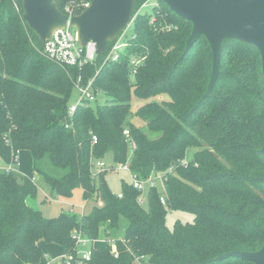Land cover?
Here are the masks:
<instances>
[{
    "label": "trees",
    "instance_id": "obj_1",
    "mask_svg": "<svg viewBox=\"0 0 264 264\" xmlns=\"http://www.w3.org/2000/svg\"><path fill=\"white\" fill-rule=\"evenodd\" d=\"M147 1H136L133 33L119 61L104 64L100 57L79 68L45 56L24 21L22 0H0V159L16 167L19 153L29 151L34 160L33 177L0 173V264H40L42 244L64 249L60 264L70 258L78 264L76 234L91 242L109 240L120 233L121 220L126 226L116 238L118 256L111 244L102 245L93 248L88 264H136L137 256L148 264H253L217 258L264 245L261 54L253 45L224 41L221 73L207 94L213 66L208 40L201 37L183 56L192 23L163 0L142 14ZM56 3L74 17L91 0ZM137 55L146 59L135 68L131 59ZM79 76L94 79L107 99L80 105L70 117ZM130 142L135 145L130 168L139 179L168 177L163 190L146 192L145 204L125 181L113 193L109 170L95 168L108 158L113 165L127 163ZM37 174L50 197L71 199L82 190L84 202L93 203L91 211L80 218L44 217L33 205ZM179 211L194 220L176 221L170 229L167 216Z\"/></svg>",
    "mask_w": 264,
    "mask_h": 264
},
{
    "label": "water",
    "instance_id": "obj_2",
    "mask_svg": "<svg viewBox=\"0 0 264 264\" xmlns=\"http://www.w3.org/2000/svg\"><path fill=\"white\" fill-rule=\"evenodd\" d=\"M137 0H91L81 15L71 19L70 27L77 31L78 43L85 47L96 44L100 58L110 42L129 26ZM178 16L191 22L193 29L187 40L185 56L193 45L205 37L212 50V76L207 94H211L220 76L221 48L224 41H240L253 45L261 54L264 75V0H163ZM24 21L39 37L42 45L56 31L68 25L56 0H22ZM264 156V149L260 151ZM264 182V178H260ZM264 237V233H263ZM236 257L253 264H264V245L256 252H230L217 258Z\"/></svg>",
    "mask_w": 264,
    "mask_h": 264
},
{
    "label": "built area",
    "instance_id": "obj_3",
    "mask_svg": "<svg viewBox=\"0 0 264 264\" xmlns=\"http://www.w3.org/2000/svg\"><path fill=\"white\" fill-rule=\"evenodd\" d=\"M152 1L154 0H148L146 3H144L143 6L141 7V10L150 6ZM90 5H91L90 3H87L85 5V8L88 9ZM134 19L135 17L132 18V21L129 24V26L117 37V39L114 42H110L108 44L105 53L101 56L104 57V64L119 61L121 54L129 46L130 35L128 34V29L130 26H132ZM43 53L49 60L62 67L66 66V67L83 68L85 65L89 63H94L98 59L96 44L90 42L85 47L80 46L78 43L77 31L70 26H66L63 29L56 31L53 38L47 41L45 45H43ZM145 59H146L145 56H138V55L134 56L131 59V64L132 66L137 68L145 61ZM74 87L75 90L79 92V99L77 104L70 105L69 107L70 117L74 115L78 106L97 103L98 96L101 93L99 89L94 87V79H91L88 82H84V79L81 76H79L76 80H74ZM125 135L129 139L130 133L128 130L125 131ZM93 141L94 144L97 143V137H94ZM133 146L135 148L134 143ZM186 163L187 162H183V164ZM95 168H97V170L128 171L132 179L131 182L132 186L141 193V196L139 198L140 204H145L146 202L145 194L147 191L153 188H160L161 190H163L165 186V182L168 179L167 175L160 174V175H152L146 180H141L138 178L136 174H134L131 171L130 162L121 165H113V164H106L102 161H97L95 163ZM13 169L14 166L11 164L9 165V168L5 171H13ZM173 172H174V168L171 167L169 169V173H173ZM119 197L121 198L122 195L119 194ZM161 201L163 204L166 203L164 196L161 198ZM76 240H77L76 262H78V264H88L91 261L92 250L93 248H96L95 244L98 241L100 242L103 241L104 243L103 245L111 244L114 255L116 257L118 256L116 239L115 240L100 239L91 242L87 238L83 237L81 234L77 233ZM46 256L47 258H49L48 255ZM64 257L65 256H63L62 258ZM66 261L67 264L73 263L71 258ZM135 262L136 264H148L145 256L135 257ZM49 264H53V262L50 261Z\"/></svg>",
    "mask_w": 264,
    "mask_h": 264
},
{
    "label": "rangeland",
    "instance_id": "obj_4",
    "mask_svg": "<svg viewBox=\"0 0 264 264\" xmlns=\"http://www.w3.org/2000/svg\"><path fill=\"white\" fill-rule=\"evenodd\" d=\"M157 0L152 1L150 6L147 8L141 10L140 12L142 14H146L152 11L154 5H156ZM66 6L65 8H67ZM65 14L64 12H62ZM69 17L68 25L70 26L71 19L73 17ZM133 33V27L130 26L128 29V34L131 35ZM79 99V92L77 90H74L71 95L70 105L77 104ZM107 97L106 95L101 92L98 96V103L102 104L106 101ZM136 105H134V108ZM134 154V146L133 143H129V152H128V161L130 162ZM106 163L111 164V158H108V160H105ZM9 168L8 164L0 159V173L7 170ZM13 171L16 173L17 177L19 179L21 177H33L34 174V160L31 152L29 151H22L19 154V162L16 167H14ZM106 179L108 182V185L110 189L113 191V193H120L122 190L123 182H127L128 184H131L132 179L130 176V173L128 171L124 170H115V171H109L106 175ZM35 180L38 185V193L37 198L35 201H33V205H36V208L41 211L44 217L52 219L60 216L62 213H65L67 215L77 216L78 218L82 217L84 213H88L91 211L93 203L88 202L85 203L82 196V190H76L74 192V196L71 199H64V198H56V197H50L48 195V190L44 186L42 182L41 176L38 174L35 175ZM34 205V206H35ZM194 215L187 213V212H170L167 216L166 223L167 226L172 229L176 221H181L182 223H190L193 222ZM121 231L120 233L117 232L115 234H112L109 240H115L119 236L122 235L124 232L126 221L121 220ZM100 239H105V237H101ZM105 241V240H104ZM104 243L103 241L96 242L95 246L100 247ZM44 256L41 259L40 264H49L50 261L53 262V264H60L62 260V255L64 254V249L61 247H58L57 245L53 247H45L43 249ZM49 258H47V256Z\"/></svg>",
    "mask_w": 264,
    "mask_h": 264
},
{
    "label": "crops",
    "instance_id": "obj_5",
    "mask_svg": "<svg viewBox=\"0 0 264 264\" xmlns=\"http://www.w3.org/2000/svg\"><path fill=\"white\" fill-rule=\"evenodd\" d=\"M20 154V153H19ZM18 162H19V156H18ZM34 175V174H33ZM35 205V204H34ZM35 207H36V205H35ZM53 246H55V244H42V247H43V249H45V247H53ZM58 246V245H57ZM58 247H60V246H58ZM64 252V254L62 255V256H64L65 255V251H63Z\"/></svg>",
    "mask_w": 264,
    "mask_h": 264
}]
</instances>
